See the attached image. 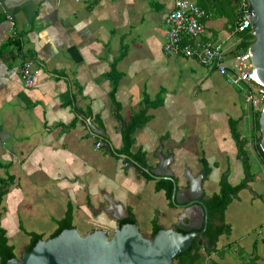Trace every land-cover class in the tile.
I'll return each instance as SVG.
<instances>
[{
	"label": "crops",
	"instance_id": "obj_1",
	"mask_svg": "<svg viewBox=\"0 0 264 264\" xmlns=\"http://www.w3.org/2000/svg\"><path fill=\"white\" fill-rule=\"evenodd\" d=\"M173 4L174 0H0V227L9 245L19 234L28 237L21 252L31 233L50 238L58 226L45 236L26 228V220L59 224L67 212L73 226V213L97 225L87 231H114L129 211L138 225L141 195L163 198V191L155 192L154 180L147 181L122 158L108 153L103 143L97 146L88 123L104 129L112 148L119 149L127 119L143 109L147 99L156 104L158 95L161 103L148 107L147 122L136 131L132 146L133 152L145 153L150 168L158 166L160 155L171 157L167 167L178 190L185 191L187 176L203 174L204 158L213 167L201 183L202 193L209 196L214 193L211 182L219 180V165L206 155H225V168L238 162L231 117L214 122L218 129L211 145L196 141L199 131L187 128L188 116L200 118L198 94L207 90V80L216 70L206 68L201 77L193 66L199 65L196 60L163 51L165 18ZM205 28L206 41L221 45L228 59L235 56V35L219 40L221 31L227 32L223 19L210 18ZM15 40L19 53L11 45ZM24 58L32 61L35 73L31 88L19 77ZM180 72L191 83L183 90H169ZM113 80L116 102L110 98ZM228 170V181L235 185ZM165 216L171 220L170 214ZM183 216L176 214L171 223L180 226L179 217L187 223Z\"/></svg>",
	"mask_w": 264,
	"mask_h": 264
},
{
	"label": "water",
	"instance_id": "obj_2",
	"mask_svg": "<svg viewBox=\"0 0 264 264\" xmlns=\"http://www.w3.org/2000/svg\"><path fill=\"white\" fill-rule=\"evenodd\" d=\"M246 17L255 38L248 52L256 76L264 84V0H247ZM258 123L261 132L259 146L264 153V107L259 113ZM88 128L92 134L107 138L104 129H97L90 123ZM103 146L108 153L112 152L110 142H103ZM120 158H126V155L120 154ZM170 161L171 157L160 155L155 169L140 167L132 160L127 166L134 168L139 175L146 173L172 183L171 200L181 209L180 216L186 215L188 219L184 223V216L179 217L186 233L161 228L152 237L144 238L136 223L117 227L111 237L102 229H93L84 235L75 228L63 229L54 237L38 240L30 251H23L20 259L14 257L5 264H173V258L185 252L202 234L208 218L207 209L200 199L203 174L187 176L188 189L178 190V183L167 167ZM197 218L205 222L200 231V226L196 225Z\"/></svg>",
	"mask_w": 264,
	"mask_h": 264
},
{
	"label": "rangeland",
	"instance_id": "obj_3",
	"mask_svg": "<svg viewBox=\"0 0 264 264\" xmlns=\"http://www.w3.org/2000/svg\"><path fill=\"white\" fill-rule=\"evenodd\" d=\"M226 35H228V32L222 30L219 34V40L224 39ZM193 66L197 74L201 77L206 76L207 67H203L197 63ZM189 82L191 83V80L185 79V73L180 72L176 74L174 89L169 90L176 91L178 88L183 90ZM207 84H209L207 90L201 91L197 99L202 103V114L196 121L191 116H188L187 128L189 130L196 129L199 131L198 137L195 138L196 141L200 142L203 140V143L208 142V145H211L215 140V130L218 129L214 122H217L221 116L236 119L243 115L248 116L246 123L249 124L251 121L252 106L245 101L247 89H240L238 86L228 84L216 72L209 77ZM214 156L216 158H213L212 155H206V158L209 162L216 161L219 165L216 178L219 177L220 179V174L227 169L222 167L224 163L226 164L225 155ZM248 157L251 173L254 177L249 183V186L239 192L238 199H234L225 211L224 221L230 227V234L220 236L216 251L209 258L204 256L200 260V264H243L252 254L255 256L250 259V263L258 264L264 257L263 239L257 233L258 228L264 222V172L253 151H248ZM210 167L213 169L212 166ZM222 168H225L223 172ZM228 168H231L232 171L231 181L233 184L241 181L244 176L241 172L243 171L241 162L239 160L238 162L233 161L231 167L228 165ZM204 189L207 192L205 186ZM210 189L214 193H217L219 191L218 183L211 182ZM165 214H170L171 220H167ZM175 215L176 211L169 208L160 195L153 194L152 199L149 195H141V201L136 211L138 229L144 238H149L153 224H162L164 227L171 229L174 226L171 222H174ZM73 217V222H75L74 228L80 235H84L90 228L97 227L95 224L90 225V223H87L82 218H76L74 213ZM27 220L25 223L26 228L35 230L38 233H44L45 236L51 229L58 226V222L51 223L47 221L44 223L32 218L29 221ZM85 220L87 219L85 218ZM112 234V228H109L108 235L111 237ZM26 242H28V237L24 236V234H19L10 240V244L15 247L16 257L18 259H20L23 253L21 249Z\"/></svg>",
	"mask_w": 264,
	"mask_h": 264
},
{
	"label": "trees",
	"instance_id": "obj_4",
	"mask_svg": "<svg viewBox=\"0 0 264 264\" xmlns=\"http://www.w3.org/2000/svg\"><path fill=\"white\" fill-rule=\"evenodd\" d=\"M197 5L202 8L209 9L213 12V17H219L224 20V25L227 28V32L235 35V46L232 50V55H238L246 52L249 46L254 41V35L252 29H247L242 32L236 31L237 25L240 19L244 16V12L247 8V0H192ZM246 3L243 6L242 3ZM14 46L16 51L21 52V47L19 40H15L11 44ZM115 89L116 81L113 80L112 88L110 91V98L115 101ZM241 89V88H240ZM162 100V96L158 95L155 99L157 102L147 99L144 102V108L137 112H134L125 122V126L122 127L120 135L122 145L119 149L112 148V155L120 158V154H125L126 158H122L124 164H127L129 160L134 161L140 167H148L145 160V153L141 150L136 152L132 151V146L134 144V135L136 131L144 126L147 122V110L150 106H158ZM116 102V101H115ZM151 102V104H150ZM116 110L118 111L119 105L116 104ZM259 111L251 108V121L249 124L246 123L247 117L240 116L239 118L229 119L230 134L235 143L237 149V159L241 162L243 170V178L237 184L232 185L228 181L229 170L228 168L221 174L218 181L219 191L213 193L204 200V206L207 209L208 226L206 232L202 236L203 242L201 245L197 241H193L192 245L183 253L175 256L173 258V264H200V260L205 256H210L216 251V244L218 239L222 235L230 234V227L224 221V214L229 206V204L234 200L238 199V194L242 189L249 186V183L253 180V174L251 173V166L249 163L248 151H253L259 164L261 165L264 172V153L260 149L259 142L261 137V132L259 128ZM116 117L120 116L118 113ZM101 125V124H100ZM96 140L100 143L109 142L107 138L95 135ZM200 164L202 166V173L206 179L211 173V167L209 166L207 160L204 158L200 159ZM142 176L147 180H153L151 176L146 173H142ZM156 179V178H155ZM164 190L168 198H171L172 183L166 179H158L155 182V190ZM3 195V191L0 190V201ZM205 198V196H203ZM1 217V212H0ZM71 213L67 212L66 216L59 221L58 228L51 237L59 234L63 229L74 228L72 225ZM135 218L129 211V215L119 222V226L126 223H135ZM161 227L157 224H153V231L151 237L159 230ZM178 231L181 233H186L187 231L183 228L178 227ZM43 236L40 234L31 233L30 243L25 248L26 251H30L36 242L42 239ZM13 247L8 244V239L5 236V231L0 227V264H5L8 260L15 257ZM255 252V251H254ZM253 252V253H254ZM243 264H251L250 261H245Z\"/></svg>",
	"mask_w": 264,
	"mask_h": 264
},
{
	"label": "built area",
	"instance_id": "obj_5",
	"mask_svg": "<svg viewBox=\"0 0 264 264\" xmlns=\"http://www.w3.org/2000/svg\"><path fill=\"white\" fill-rule=\"evenodd\" d=\"M242 5L246 6V3ZM212 16L211 10L200 7L192 0H174L173 8L165 18L167 31L163 51L166 54L194 59L204 67L215 69L229 84L247 89L246 103L260 112L264 107V84L256 76L251 55L247 50L228 59L221 45L206 41L205 21ZM8 19L11 20V17ZM250 28L245 10L236 31L242 32ZM19 77L25 87L31 88L35 85V73L30 59L22 60ZM100 144L98 142L97 146ZM257 233L263 239L264 246V222ZM258 264H264V257Z\"/></svg>",
	"mask_w": 264,
	"mask_h": 264
},
{
	"label": "flooded vegetation",
	"instance_id": "obj_6",
	"mask_svg": "<svg viewBox=\"0 0 264 264\" xmlns=\"http://www.w3.org/2000/svg\"><path fill=\"white\" fill-rule=\"evenodd\" d=\"M153 180L156 182V180H158V179L153 178ZM186 188H187V187H186ZM154 191H155V192L163 191V198H164V200H165V202H166V205H168L169 208L175 210L177 216H180V214H181V212H182L181 209L177 208L176 205L172 202L171 198H168V197L166 196L165 191H164L163 189H162V190H159V191H156V190H155V184H154ZM203 196H205V198H204ZM206 198H207V195H205V194L202 193V197H200V199L202 200L203 204H205V201H204V200H205ZM195 220H196V225L200 226V227L198 228V229H199L198 231L202 230V229H203V226H204V224H205V222H204L203 220H201V218H197V219H195ZM135 223H136V221H135ZM136 224H137V223H136ZM200 224H201V225H200ZM179 225H180V226L174 225L171 229H175V230H177V231H178V227L184 229V227H183L181 224H179ZM207 226H208V221H207V225H206L205 230L202 232V234H201L200 236H197V238L195 239V241H197L199 245H201V243L203 242L202 236H203L204 233L206 232ZM92 230H93V229H92ZM102 230H104V229H102ZM104 231H105V230H104ZM87 232H88V231H87ZM105 232L108 234V231H105ZM113 232H114V231H113ZM108 237H110V236L108 235ZM150 237H151V233H150L149 238H150Z\"/></svg>",
	"mask_w": 264,
	"mask_h": 264
}]
</instances>
